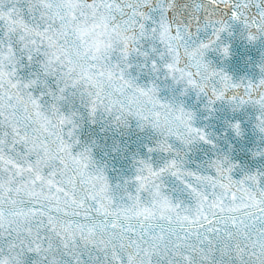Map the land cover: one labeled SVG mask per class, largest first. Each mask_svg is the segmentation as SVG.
Returning <instances> with one entry per match:
<instances>
[{
	"label": "water",
	"instance_id": "1",
	"mask_svg": "<svg viewBox=\"0 0 264 264\" xmlns=\"http://www.w3.org/2000/svg\"><path fill=\"white\" fill-rule=\"evenodd\" d=\"M261 205L264 0H0L14 264H101L92 220L116 264H264Z\"/></svg>",
	"mask_w": 264,
	"mask_h": 264
}]
</instances>
